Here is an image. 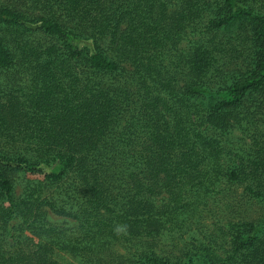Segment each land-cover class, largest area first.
Wrapping results in <instances>:
<instances>
[{
	"label": "trees",
	"instance_id": "1",
	"mask_svg": "<svg viewBox=\"0 0 264 264\" xmlns=\"http://www.w3.org/2000/svg\"><path fill=\"white\" fill-rule=\"evenodd\" d=\"M0 264H264V0H0Z\"/></svg>",
	"mask_w": 264,
	"mask_h": 264
},
{
	"label": "rangeland",
	"instance_id": "2",
	"mask_svg": "<svg viewBox=\"0 0 264 264\" xmlns=\"http://www.w3.org/2000/svg\"><path fill=\"white\" fill-rule=\"evenodd\" d=\"M24 181H25V176L23 175L19 176L18 179L16 180L15 186H16V192L18 194H20L23 190ZM254 210H255V207H254ZM53 219L58 220V218L54 216H53ZM157 242L159 243V248H162L165 252H169L170 250H173L171 237H168L167 234L158 238ZM61 260L67 261L69 259L67 258V256H62Z\"/></svg>",
	"mask_w": 264,
	"mask_h": 264
}]
</instances>
